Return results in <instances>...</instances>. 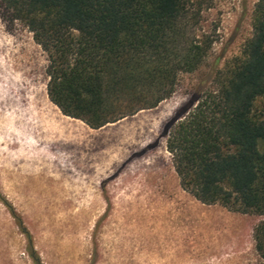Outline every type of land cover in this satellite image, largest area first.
<instances>
[{
	"label": "rangeland",
	"instance_id": "1",
	"mask_svg": "<svg viewBox=\"0 0 264 264\" xmlns=\"http://www.w3.org/2000/svg\"><path fill=\"white\" fill-rule=\"evenodd\" d=\"M204 65L158 107L100 129L48 92L47 53L0 2V264H264L263 216L183 190L166 127L241 54L258 0H192Z\"/></svg>",
	"mask_w": 264,
	"mask_h": 264
},
{
	"label": "trees",
	"instance_id": "2",
	"mask_svg": "<svg viewBox=\"0 0 264 264\" xmlns=\"http://www.w3.org/2000/svg\"><path fill=\"white\" fill-rule=\"evenodd\" d=\"M47 53L64 115L100 129L169 99L212 50L192 0H0ZM239 56L166 127L181 187L206 205L264 217V0ZM264 259V221L255 230Z\"/></svg>",
	"mask_w": 264,
	"mask_h": 264
}]
</instances>
